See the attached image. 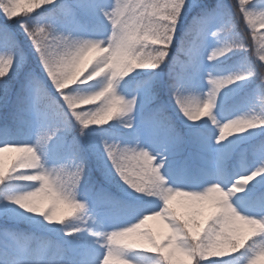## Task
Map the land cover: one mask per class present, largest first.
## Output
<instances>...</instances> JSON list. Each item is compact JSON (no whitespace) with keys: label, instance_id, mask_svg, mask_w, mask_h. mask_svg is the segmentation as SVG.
Returning a JSON list of instances; mask_svg holds the SVG:
<instances>
[{"label":"snow or ice","instance_id":"1","mask_svg":"<svg viewBox=\"0 0 264 264\" xmlns=\"http://www.w3.org/2000/svg\"><path fill=\"white\" fill-rule=\"evenodd\" d=\"M190 13L193 23L171 58L177 30ZM0 17V102L6 113L11 102L13 120L36 128L34 143L7 132L0 142V211L26 215L57 235L63 231L52 240L0 227V264H136L132 253L149 256L148 264H236L241 253L243 264H264V231L248 223L264 224V189H247L264 178V139L237 151L248 139L245 133L264 129V0H0ZM101 18L107 22L105 38L85 35L86 25ZM16 28L30 48L21 47ZM210 41L216 46L209 48ZM237 52L240 70L228 76L208 72L205 98L189 90L185 80L202 70L204 53L215 64ZM168 63L181 68L173 73L172 88L182 116L217 129L211 171L194 168L190 160L178 172L162 171L170 155L183 153L184 137L164 104L153 107L138 128L139 96L129 99L118 90L132 73L158 75ZM154 78L145 82L146 104L153 99ZM85 85L91 90L81 91ZM232 85H251L243 97L249 110L221 122L217 101ZM113 121L135 134L128 143L104 139L99 155L105 179L118 178L136 194L120 218L106 206L114 198L93 202L81 192L86 172L79 137L70 142L66 163L48 166L42 159L57 134L78 126L85 137ZM191 132L194 145L208 146L200 129ZM143 136L159 150L144 146ZM230 169L241 174L233 178ZM173 174L183 183L174 185ZM14 182L39 186L14 193L6 187ZM239 193H246L250 214L234 206Z\"/></svg>","mask_w":264,"mask_h":264},{"label":"rangeland","instance_id":"2","mask_svg":"<svg viewBox=\"0 0 264 264\" xmlns=\"http://www.w3.org/2000/svg\"><path fill=\"white\" fill-rule=\"evenodd\" d=\"M258 3H259V0H258ZM94 21H96V20H94ZM97 21L104 24L105 29H99L98 28L96 30H93L89 26L90 23H88L86 25L87 31H85L84 34L87 36H90L92 38L103 39L107 35V31H106L107 22L103 21L102 18L97 19ZM215 46H216L215 41L209 42V48L215 47ZM206 54L207 53H204V56H206ZM204 56L201 57V60L203 63L202 70L195 76L194 79H192L191 75L189 74V77L186 78V80H185V83L189 86V90L194 92L196 95L200 96L201 98H205L204 94L211 87V85L208 83V72H212L213 75H216V76H228V75L240 70V67H241L240 63L238 65L231 66V67L227 66L228 60L231 59L232 56H234L233 54H229L228 56L221 58L215 64L208 63L206 60H204ZM179 69L181 71L180 67H179ZM142 73L143 72L132 73L129 77H127L124 81L121 82L119 89H118L121 92V94L125 95L129 99L133 96H137V95L139 96L140 104H139V109H138V112L136 115V124H137L138 128L142 126V122L145 120V118L144 119L140 118L139 114L141 112V109H143V107H144L143 105L149 104V103L146 104L145 102L143 103V100L145 99L146 94L149 91V88H148V85H143V86L141 85L140 88H138L137 90H135L131 94V93H128L126 90V86H125L126 82L125 81L132 78L133 76L141 75ZM247 87H251V85H232V86H229L228 88L224 89L221 92L220 97L217 101V108L215 110V115L217 116V118L219 120H221V122L228 120V119L235 118L236 116L243 115L249 110V106L247 103H245V105L240 107V108H239V106H237L233 109L225 106V104L228 101H230L234 96H238L239 94L243 93L247 89ZM91 88H92L91 85H85L80 90L81 91H89V90H91ZM171 91H172V102H173L172 112L171 113L167 112V115H168V117H170L173 125H175L174 123L176 122V120L177 121L179 120L181 122V124H183L184 126H186L188 128L191 127L192 129L193 128L200 129V131L204 133L205 137L208 140V146L205 148V147H202L199 145L192 144V146H193L192 151L193 152H192L191 157H193V159L197 163H199L201 166L208 167V170L211 171V169L214 166V162H215L216 154H217L216 150L218 148V146L215 145V143H214L215 136L217 134V129L211 124L210 121H206V120H202L199 125H192L190 122H187L185 120V118L182 116L178 106L175 103V99L173 96V88L171 89ZM151 92L153 94V99H154L156 96V92H153V91H151ZM19 124L23 127V130H20L21 131V137L16 138V139L28 140V142L34 143L35 132H36L35 126L30 127L27 123H23V122H19ZM116 127L120 131L126 130L122 127V125L120 124L119 121L116 123ZM67 134H68V132L57 134V136L54 137L53 140L49 143V145L43 150L42 159L45 161V163L48 166L61 164L60 163V156L61 155H62V157H61L62 163H66L71 158L72 152H71V148H70V143L67 140ZM245 136L248 137V139L245 140L243 143L237 145V151L246 147L249 144V142L256 140V138L264 136V129L252 130L250 133H245ZM131 137H132L131 141H133L135 139V134L133 132H131ZM91 139L93 141L92 145H94L96 149H98V148L100 149V154L103 153L102 142L104 139H108L109 141L119 140V138H117V137L112 138V135H110L109 137L106 136L104 138H100L101 142H99L94 136H92ZM119 141L124 142V143L131 142V141H127L124 139L119 140ZM141 142L146 147H152V148H156V150H159V146L154 145L151 142L150 138L147 136L141 137ZM63 150L65 151L64 153H62ZM179 157H180V155H178V156L174 155V154L170 155L169 156V163L166 166V168L163 169L162 171H164L166 174L173 172V171L176 172L177 171L176 167H178V164L180 161ZM185 160H187V158H185L183 161H185ZM182 162L180 163V166H181ZM232 173H233V178L236 175L241 174L240 170H238V169L233 170ZM175 178H176V174H173L172 175V182L174 185H179V184L183 183V181L180 179V177H178V179H175ZM113 183L119 192L123 193L124 195L136 197L135 193H133L130 189H127L126 186H123L118 181V178L115 181H113ZM38 186H39L38 183H34V182H14V183L9 185L8 191L14 192V193H19V192H23V191H27V190H32ZM204 186H206V185H200V187H204ZM262 186H264V178H258L257 180H254L251 184H249L247 186V189H248V191L259 190V188H261ZM233 203H234V206H236L242 213L250 214L251 208H250V204L247 200L246 193H239L236 196H234L233 197ZM0 207H2V205H0ZM0 217L10 218V219L15 220V221L18 220V221H20L26 225L29 224L33 227H36L37 229L39 228V230H42L43 232H50L49 230L42 228L35 221L28 220L26 218V215L25 216H20V215L6 216L2 211H0ZM113 218H115V217H113ZM36 219L38 221L43 220L42 217H37ZM120 222L123 224V223H128L130 221L125 219V220H120ZM89 223L91 224V222H89ZM150 223L155 224L156 222H150ZM28 235H33V234H28ZM84 235L87 236V233H85ZM62 236H63V231L61 230L60 231V237H62ZM67 239H71V238H67ZM91 239L92 238L89 237V240H91ZM130 258L133 261H135L136 264H148V261H149V256H147L146 254H143V253H132V254H130ZM244 258H245V253H241L237 257L236 264H243Z\"/></svg>","mask_w":264,"mask_h":264},{"label":"trees","instance_id":"3","mask_svg":"<svg viewBox=\"0 0 264 264\" xmlns=\"http://www.w3.org/2000/svg\"><path fill=\"white\" fill-rule=\"evenodd\" d=\"M255 3H258V0H254ZM193 16L194 13H190L187 17L182 19L181 25L177 30V39L174 42L173 45V51L171 54V58H174L177 55V52L181 49L184 38H185V33L188 31L189 27L193 23ZM3 23V18L0 17V24ZM17 36L16 39L20 43L22 48H30V42L27 41V39L23 36V33L21 30L16 28ZM27 54V53H26ZM234 56L231 57V59L228 60L227 66H234L238 63H240V57L241 53L237 52L236 54H233ZM170 58V59H171ZM33 60V67L37 69V75L38 76H43L42 69H39V64L38 61L36 60L35 57L32 58ZM174 72H180V69L178 66H174L173 64H165L162 69H158L156 74H151V73H146L143 72L141 75L133 76L132 78L126 80L125 82L128 83L129 87L132 92V88H134L138 84H146L145 82L149 80L150 76H154L155 78L152 80V90L157 92V96L153 100L151 104V109L155 107L158 104H164L167 108V111H171V105H172V94H171V87L174 82V77L173 73ZM250 87H248L249 89ZM18 90V89H17ZM246 92V91H245ZM245 92L241 94L237 99L242 100ZM55 96V93H53ZM235 100H233L234 102ZM231 102L230 104H232ZM12 112L11 108V102L9 105V108L6 110L3 107V102H0V140L3 138L5 132L7 134H13V135H18L17 129H15V120H13L12 116L10 113ZM7 116V119H6ZM115 122L113 121L110 125H106L103 130L97 129H89L87 130V136L82 137L79 135L78 131V126L76 129L73 131L68 132L67 134V140L69 143L72 141L73 137H79L81 147L83 150V161L85 164V178L82 183L81 187V192L84 194L90 193V198L94 202L96 200L99 201H106L109 197L114 198L113 201L117 202V204L120 206V208H116L115 211L113 212L114 214L117 212L118 215H122V207L124 205H130L132 204L136 199L130 198L128 196H125L122 193H119L115 190L113 187V181L110 182L109 180L105 179V174H104V169H103V162L100 160L99 155H100V149L98 148V152L93 150L92 145V136H94L99 142L100 138H104L106 136H109V134L112 131L118 132L116 127H115ZM176 126L175 129L180 132V134L184 137L185 140V146H186V152L188 149H190L191 144H192V133H191V128L184 126L181 124V122L176 120L175 122ZM121 134L125 136H129V134L125 131L121 132ZM264 139V136L257 138L253 142H257L259 140ZM196 168V165L194 166ZM9 186V185H8ZM8 186L7 190H8ZM110 205V204H107ZM122 217V216H121ZM15 226V230L19 231L23 234L27 233H34V236L36 237H46L48 239L52 240H58L59 239V234L57 235L54 232H43L42 230L37 229L36 227L26 225L18 220H12L10 218L6 217H0V227L3 226ZM57 229H60V226H57Z\"/></svg>","mask_w":264,"mask_h":264},{"label":"clouds","instance_id":"4","mask_svg":"<svg viewBox=\"0 0 264 264\" xmlns=\"http://www.w3.org/2000/svg\"><path fill=\"white\" fill-rule=\"evenodd\" d=\"M248 223L250 224L253 230L264 231V224H258L257 222L254 221H249Z\"/></svg>","mask_w":264,"mask_h":264}]
</instances>
